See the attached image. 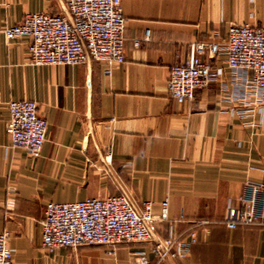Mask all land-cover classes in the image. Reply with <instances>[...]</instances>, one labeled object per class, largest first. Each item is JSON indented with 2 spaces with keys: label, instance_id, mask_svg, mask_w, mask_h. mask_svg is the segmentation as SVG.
<instances>
[{
  "label": "crops",
  "instance_id": "1",
  "mask_svg": "<svg viewBox=\"0 0 264 264\" xmlns=\"http://www.w3.org/2000/svg\"><path fill=\"white\" fill-rule=\"evenodd\" d=\"M125 62L35 66L27 37L3 30L29 13L68 14L64 0H0V235L10 234L14 264L151 263L147 243L109 248L43 247L48 203L125 195L136 206L169 202L159 225L193 242L190 256L163 264H264V224L225 225L243 209L248 183L264 184V104L249 100L244 73L226 56L219 82L180 104L171 70L200 42L224 44L232 25L264 27V0H121ZM147 33L149 38L147 39ZM140 41L136 46V41ZM35 101L47 121L41 155L9 142V103ZM208 224L201 225L200 222Z\"/></svg>",
  "mask_w": 264,
  "mask_h": 264
},
{
  "label": "built area",
  "instance_id": "2",
  "mask_svg": "<svg viewBox=\"0 0 264 264\" xmlns=\"http://www.w3.org/2000/svg\"><path fill=\"white\" fill-rule=\"evenodd\" d=\"M68 14L29 13L22 23L3 30L8 40H31L29 56L35 66L85 65L90 60L103 63L111 75L115 63L125 62L126 19L121 0H64ZM147 39L149 33H147ZM140 41L135 45L139 46ZM225 55L227 66L244 73L245 95L264 104V27L232 25L224 44L200 42L190 59L171 70L169 95L177 103L193 102L199 91L221 81L224 70L214 60ZM11 147L32 157L41 155L47 135V121L40 116L35 101H12L8 105ZM169 202L145 201L134 205L125 195L90 198L72 203H48L42 222L44 249L53 254L59 248L85 246L109 248L116 255L120 245L147 243L157 263L184 260L193 242L172 231L160 237L159 225L169 222ZM200 222L201 225L208 224ZM225 225L264 224V184L248 183L243 209H229ZM0 264H14L9 234L0 235ZM134 264H151L145 254H137Z\"/></svg>",
  "mask_w": 264,
  "mask_h": 264
},
{
  "label": "rangeland",
  "instance_id": "3",
  "mask_svg": "<svg viewBox=\"0 0 264 264\" xmlns=\"http://www.w3.org/2000/svg\"><path fill=\"white\" fill-rule=\"evenodd\" d=\"M9 234V233H8ZM159 235H160V237H166V232L165 231H163V230H161L160 228H159ZM167 237H168V235H167ZM9 239H10V234H9ZM122 246H125V245H122ZM85 247H99V248H105V247H102V246H85ZM80 248H82V247H80ZM79 248H77V250H78ZM192 250V249H191ZM109 255V254H108ZM165 262H173V261H165ZM165 262H162V263H159V264H163V263H165ZM151 264H158L157 263V260H154V263H151Z\"/></svg>",
  "mask_w": 264,
  "mask_h": 264
}]
</instances>
